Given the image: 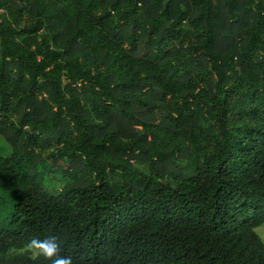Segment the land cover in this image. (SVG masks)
Returning <instances> with one entry per match:
<instances>
[{
    "label": "trees",
    "instance_id": "1",
    "mask_svg": "<svg viewBox=\"0 0 264 264\" xmlns=\"http://www.w3.org/2000/svg\"><path fill=\"white\" fill-rule=\"evenodd\" d=\"M262 225L264 0H0V264H264Z\"/></svg>",
    "mask_w": 264,
    "mask_h": 264
},
{
    "label": "clouds",
    "instance_id": "2",
    "mask_svg": "<svg viewBox=\"0 0 264 264\" xmlns=\"http://www.w3.org/2000/svg\"><path fill=\"white\" fill-rule=\"evenodd\" d=\"M63 243L55 235L43 239L34 236L25 243L24 249L36 264H40L41 260L50 261V264H74L73 256L63 254Z\"/></svg>",
    "mask_w": 264,
    "mask_h": 264
},
{
    "label": "rangeland",
    "instance_id": "3",
    "mask_svg": "<svg viewBox=\"0 0 264 264\" xmlns=\"http://www.w3.org/2000/svg\"><path fill=\"white\" fill-rule=\"evenodd\" d=\"M135 166L140 169V170H147V166L144 162H135ZM48 182V180H46V183ZM257 233L260 235V237L262 238V240H264V225L259 226L256 228ZM12 254H21V253H26L25 249H13L11 250Z\"/></svg>",
    "mask_w": 264,
    "mask_h": 264
}]
</instances>
